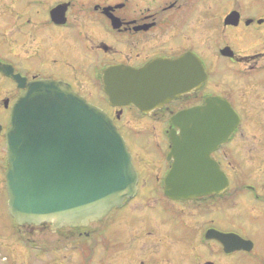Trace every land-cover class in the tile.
Here are the masks:
<instances>
[{"label": "flooded vegetation", "instance_id": "flooded-vegetation-1", "mask_svg": "<svg viewBox=\"0 0 264 264\" xmlns=\"http://www.w3.org/2000/svg\"><path fill=\"white\" fill-rule=\"evenodd\" d=\"M150 65L190 73L168 75L169 88L195 81L198 71L200 84L146 111L109 103L102 83L119 79L104 74ZM38 81L61 83L103 111L137 173L136 194L84 227L54 230L47 222L17 223L9 214L5 137L25 86ZM209 98L237 116L232 133L210 154L227 188L170 199L164 187L172 167L169 135L179 132L172 117ZM232 205L239 207L235 214ZM260 226L264 0H0V264H264ZM219 234L248 241L250 250L222 243Z\"/></svg>", "mask_w": 264, "mask_h": 264}, {"label": "water", "instance_id": "water-1", "mask_svg": "<svg viewBox=\"0 0 264 264\" xmlns=\"http://www.w3.org/2000/svg\"><path fill=\"white\" fill-rule=\"evenodd\" d=\"M179 62L182 69L184 58ZM164 66V71L154 65L140 71L110 70L104 78L119 80L104 81L102 90L111 105L132 103L146 111L200 84L198 71L195 81L169 88L168 75L190 73H170L172 67ZM172 123L179 134H170L172 167L164 180L165 195L173 200L221 195L227 182L209 155L234 129L235 114L224 101L209 98L204 106L174 116ZM5 138L8 209L17 223L47 222L54 230L84 227L136 193L137 174L110 118L61 83L27 84ZM216 237L250 250L248 241Z\"/></svg>", "mask_w": 264, "mask_h": 264}, {"label": "rangeland", "instance_id": "rangeland-1", "mask_svg": "<svg viewBox=\"0 0 264 264\" xmlns=\"http://www.w3.org/2000/svg\"><path fill=\"white\" fill-rule=\"evenodd\" d=\"M231 207V206H230ZM232 208H236V209H239V207H235V206H233L232 205V207L230 208L231 210L229 211L230 213H236V211H235V209H232ZM259 230H260V232H263L264 231V227H262V226H260L259 227ZM262 234V233H261Z\"/></svg>", "mask_w": 264, "mask_h": 264}]
</instances>
